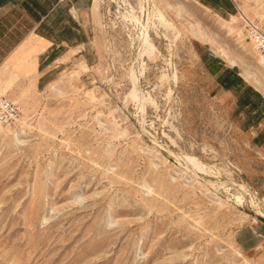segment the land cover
Instances as JSON below:
<instances>
[{"label": "rangeland", "instance_id": "rangeland-1", "mask_svg": "<svg viewBox=\"0 0 264 264\" xmlns=\"http://www.w3.org/2000/svg\"><path fill=\"white\" fill-rule=\"evenodd\" d=\"M113 1L95 0L90 42L38 89L31 64L23 77L0 71L22 110L18 125L0 124V264H264V144L254 138L264 122L207 69L236 67L240 91L264 99L244 27L264 32V0H231L230 15L198 0H143L144 11L126 0L149 24L153 59L140 56L142 24ZM155 5L178 38L153 28ZM142 59L139 88L155 101L144 111L129 96ZM184 154L207 172L179 164Z\"/></svg>", "mask_w": 264, "mask_h": 264}, {"label": "crops", "instance_id": "crops-1", "mask_svg": "<svg viewBox=\"0 0 264 264\" xmlns=\"http://www.w3.org/2000/svg\"><path fill=\"white\" fill-rule=\"evenodd\" d=\"M198 1L229 15L234 11L231 0ZM93 5L95 0H0V71L8 69L10 75L23 77L27 65L31 64L36 72L35 87L38 89L47 83L62 63L71 62L75 50H84L90 42L89 13ZM212 63L207 69L216 80L218 74L227 76L226 69L233 68L219 60ZM218 85L233 90L237 101L245 89L240 91V80L233 89H227L219 82ZM253 110L258 111L257 108ZM258 117L257 113L256 124L264 122V118ZM254 138L264 144L262 132Z\"/></svg>", "mask_w": 264, "mask_h": 264}, {"label": "bare ground", "instance_id": "bare-ground-1", "mask_svg": "<svg viewBox=\"0 0 264 264\" xmlns=\"http://www.w3.org/2000/svg\"><path fill=\"white\" fill-rule=\"evenodd\" d=\"M113 2L117 5L119 11L122 12V17L126 21L128 20L131 23H135L136 25H139V26H140V24H142L140 36L142 38L141 50H143V54L140 55L141 58H143V56H147L148 59L149 58L150 59L155 58L159 54V51H158L156 45L154 44L152 38L150 37L151 34L149 35V24H146V23L141 21V17H139V15L136 12V8L132 5H130L126 0H114ZM97 3L98 2H96V6H98ZM136 4H138V8L140 10L144 11L145 5L143 4V0H137ZM239 9H240L239 13L243 15L242 8L239 7ZM154 11L156 13H155V20L152 22V25H153V28H155L156 32L159 33L158 29L160 27H162L165 29V35H166V31L172 30V31H175V34H176L175 37L178 38L180 36V33L177 30L174 23H172L166 17L165 13L160 8L156 7V5H155ZM237 19H238L237 15H232L231 20L227 21L230 31L234 30V23L237 21ZM148 20H149L148 23H150V13H148ZM145 69H146V63L144 60L139 62L138 69L132 68L131 77L133 80V87L131 88V91L129 93V96L137 103L139 109L142 111H144V106L146 103H148V104L152 103L153 105L155 104L153 97L149 93L142 92L141 89L139 88V75L143 74ZM167 76H168L167 73H163L162 79H167ZM175 77L176 76L174 75V78ZM246 77L250 78L258 88L262 87L263 83L260 79L254 78L250 74H248ZM0 93L3 94L1 92V90H0ZM21 119H22V116H21ZM21 119H20V121H21ZM16 125H18V124H16ZM181 158L184 162H181L180 160H178V162H179V164L183 165L186 169L187 168L190 169L189 168V166H190L191 167L190 170H192L194 173L195 172H199V173H206L207 172L206 165L203 164L196 156H193L190 154H184V156L182 155ZM213 183L214 182H210V184L214 186ZM219 186H221V185H219ZM217 187H218V185H217ZM238 198L241 199V196H238Z\"/></svg>", "mask_w": 264, "mask_h": 264}, {"label": "built area", "instance_id": "built-area-1", "mask_svg": "<svg viewBox=\"0 0 264 264\" xmlns=\"http://www.w3.org/2000/svg\"><path fill=\"white\" fill-rule=\"evenodd\" d=\"M246 38L255 46L261 58V65L264 70V33L254 21H244ZM22 110L18 103L0 93V124L15 126L19 123Z\"/></svg>", "mask_w": 264, "mask_h": 264}, {"label": "trees", "instance_id": "trees-1", "mask_svg": "<svg viewBox=\"0 0 264 264\" xmlns=\"http://www.w3.org/2000/svg\"><path fill=\"white\" fill-rule=\"evenodd\" d=\"M227 76H223V74H218L217 76V82L219 84L227 89H233L235 87V84L237 83V80H240L242 84H244L243 80L236 74L237 69L236 67L233 68H227ZM256 97V102L251 96ZM239 103L242 106H247L250 109L257 108V113L259 114V119L264 118V99L261 97V95L255 91L251 86L247 85L244 89V91L241 93V95L238 98ZM261 103V107L258 106V103ZM263 112V113H261Z\"/></svg>", "mask_w": 264, "mask_h": 264}]
</instances>
